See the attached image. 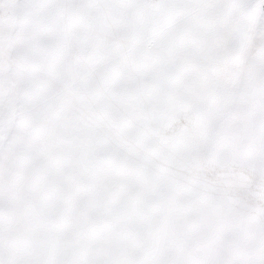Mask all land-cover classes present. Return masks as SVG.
Returning <instances> with one entry per match:
<instances>
[{"label":"rangeland","instance_id":"374dc122","mask_svg":"<svg viewBox=\"0 0 264 264\" xmlns=\"http://www.w3.org/2000/svg\"><path fill=\"white\" fill-rule=\"evenodd\" d=\"M0 264H264V0H0Z\"/></svg>","mask_w":264,"mask_h":264}]
</instances>
